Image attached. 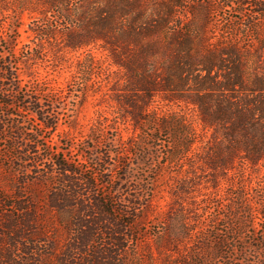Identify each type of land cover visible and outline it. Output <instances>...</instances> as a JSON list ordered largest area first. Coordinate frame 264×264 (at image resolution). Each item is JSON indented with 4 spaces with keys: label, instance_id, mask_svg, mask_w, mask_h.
Segmentation results:
<instances>
[{
    "label": "trees",
    "instance_id": "16d2710c",
    "mask_svg": "<svg viewBox=\"0 0 264 264\" xmlns=\"http://www.w3.org/2000/svg\"><path fill=\"white\" fill-rule=\"evenodd\" d=\"M232 1L0 0L39 11L45 36L58 30L67 49L107 51L134 129L125 148L103 119L83 139L54 141L63 89L25 81L18 26L0 31V264H264V0H240L253 11L217 31L211 13ZM95 64L79 58L68 90ZM157 98L178 109L153 108ZM163 133L170 163L200 156L212 182L227 180L211 231L174 206L158 211Z\"/></svg>",
    "mask_w": 264,
    "mask_h": 264
},
{
    "label": "rangeland",
    "instance_id": "374dc122",
    "mask_svg": "<svg viewBox=\"0 0 264 264\" xmlns=\"http://www.w3.org/2000/svg\"><path fill=\"white\" fill-rule=\"evenodd\" d=\"M33 2L36 3L38 0H33ZM238 2L240 0H233L232 6L228 7L220 3L216 10L212 11L209 25L216 27L219 31V25L227 21V18L238 19L239 10L242 9L245 13L253 11V7H240ZM12 19L15 26H18L17 32L12 35H18V48L25 45L23 55L28 57L22 70L24 71L22 78L25 81L30 80L31 83H41L54 90L63 89L61 98L62 125L52 135L54 141L62 145L61 140L72 137L83 139L91 131L93 124L103 119L112 127L109 128L107 134L109 137H114L117 146L113 147L125 148L132 139L131 135L134 133V129L131 122L119 113V105L113 98L111 88L114 87L117 80L119 83L124 81L123 71L110 64L111 59L108 57L107 51L98 44H92L79 50L65 48L60 37L61 33L55 29L57 33L53 37H46L42 30L45 23L42 22L39 11L24 8L21 4H13L6 10H1L0 7V31H5L10 26ZM87 54L94 56L96 64L82 76L76 73L79 85L83 84L86 94H82L81 86L72 90L69 87L68 90V82L75 72L78 59ZM84 82L87 83L84 84ZM75 89L80 90L76 92ZM51 99V95L46 97V103H49ZM153 108L164 111L178 109L176 104L158 98L155 100ZM194 118L196 126L200 130L201 125L196 115ZM69 119H71L72 125H69L68 122L65 123ZM159 137L160 139L155 144L161 152L156 153L159 157L154 162L159 170L157 196L155 197V201L159 204L158 211L164 214L170 206H174L178 212L187 213L189 218L199 217L205 220L204 225L207 227L204 228L205 231H211L212 228L207 223L212 216L218 214L214 204L219 205V183L220 190H222L225 188L227 180L220 178L215 187L217 181L212 182V172L206 169L203 159L199 158L200 156L170 163L163 155L166 152L164 145H167L169 137L166 133L159 134ZM192 162H194L193 169L188 164ZM0 177L3 176L0 175ZM181 188L185 191L180 193ZM175 209L172 211L173 215L176 213Z\"/></svg>",
    "mask_w": 264,
    "mask_h": 264
}]
</instances>
